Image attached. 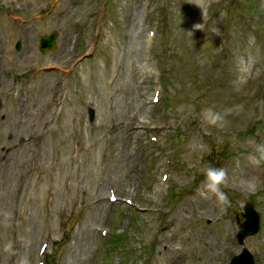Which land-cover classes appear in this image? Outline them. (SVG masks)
Segmentation results:
<instances>
[{
  "label": "rangeland",
  "instance_id": "374dc122",
  "mask_svg": "<svg viewBox=\"0 0 264 264\" xmlns=\"http://www.w3.org/2000/svg\"><path fill=\"white\" fill-rule=\"evenodd\" d=\"M192 4L0 0V264H264V0Z\"/></svg>",
  "mask_w": 264,
  "mask_h": 264
},
{
  "label": "water",
  "instance_id": "95a60500",
  "mask_svg": "<svg viewBox=\"0 0 264 264\" xmlns=\"http://www.w3.org/2000/svg\"><path fill=\"white\" fill-rule=\"evenodd\" d=\"M45 45L47 47L53 46V40H46ZM245 217L246 220L241 223V229L239 232V240L240 243H244V240L247 236L252 235L256 233L259 230V224H260V216L258 212L255 210V207L252 203H248L245 206ZM230 264H257L256 260L254 258V255L247 249L244 248L243 252L239 255H236L232 260Z\"/></svg>",
  "mask_w": 264,
  "mask_h": 264
},
{
  "label": "clouds",
  "instance_id": "9594fccd",
  "mask_svg": "<svg viewBox=\"0 0 264 264\" xmlns=\"http://www.w3.org/2000/svg\"><path fill=\"white\" fill-rule=\"evenodd\" d=\"M197 2V0H196ZM196 28H202V25H195ZM214 122V121H213ZM208 190L218 193L220 191L219 185L225 178V172L223 169L209 168L206 173Z\"/></svg>",
  "mask_w": 264,
  "mask_h": 264
},
{
  "label": "bare ground",
  "instance_id": "6f19581e",
  "mask_svg": "<svg viewBox=\"0 0 264 264\" xmlns=\"http://www.w3.org/2000/svg\"><path fill=\"white\" fill-rule=\"evenodd\" d=\"M31 2H32V4H33V6H35V7H38L39 5H40V0H30ZM199 3H200V0H197V2H196V0H193V9L191 10L192 11V17L194 16V14H195V11H197L198 10V5H199ZM45 21H42V24L44 23Z\"/></svg>",
  "mask_w": 264,
  "mask_h": 264
}]
</instances>
